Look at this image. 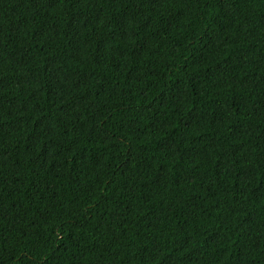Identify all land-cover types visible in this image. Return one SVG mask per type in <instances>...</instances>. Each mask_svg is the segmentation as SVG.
Instances as JSON below:
<instances>
[{"label":"trees","instance_id":"16d2710c","mask_svg":"<svg viewBox=\"0 0 264 264\" xmlns=\"http://www.w3.org/2000/svg\"><path fill=\"white\" fill-rule=\"evenodd\" d=\"M0 264H264V0H0Z\"/></svg>","mask_w":264,"mask_h":264}]
</instances>
